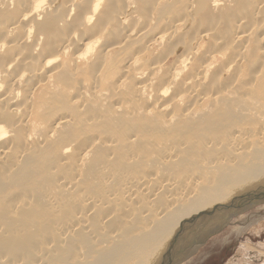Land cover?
<instances>
[{
    "label": "bare ground",
    "instance_id": "bare-ground-1",
    "mask_svg": "<svg viewBox=\"0 0 264 264\" xmlns=\"http://www.w3.org/2000/svg\"><path fill=\"white\" fill-rule=\"evenodd\" d=\"M262 70L264 0H0V264H159L263 185Z\"/></svg>",
    "mask_w": 264,
    "mask_h": 264
},
{
    "label": "rangeland",
    "instance_id": "rangeland-1",
    "mask_svg": "<svg viewBox=\"0 0 264 264\" xmlns=\"http://www.w3.org/2000/svg\"><path fill=\"white\" fill-rule=\"evenodd\" d=\"M151 57L152 56H149L148 61L151 60ZM257 58H258L257 55H254V61L256 60L255 64L259 65ZM248 69L250 70V68H248ZM248 69H247V71H249ZM247 71L244 72V77L245 76L247 77V74H245V73H247ZM262 72L264 73L263 70H262ZM217 76H219V75H217ZM261 76H262V73H261ZM217 78H219V79H217ZM217 78H215V79L219 80V81L222 80L221 77H217ZM260 78H262L261 79V80H263L262 82L259 79L258 80L259 82L256 81L257 83L254 82L256 84H254V83L253 84L258 85V83H259L261 86L258 85L256 87V86L252 85V87L254 86V87H256V89L258 88L257 89L258 92H260L262 90L261 93L264 95V86H263L264 78L263 77H260ZM256 89L254 88V91ZM257 91H256V94H259V93H257ZM262 112H264V106H263ZM224 116H226V115L224 114ZM225 119L227 120V116L225 117ZM249 120L250 119H248L247 121H244L243 122L244 124L242 123V125L245 126L247 124V122H248V124H250L251 120H250V122H249ZM252 121H253V119H252ZM67 131H68V129H67ZM115 160L116 161H114L112 164L117 167L118 165H116V163L119 159L117 160V158H115ZM119 164H120V162H119ZM255 204H256V206H255ZM263 204H264V202H254L251 204H245L246 206L243 205L240 207L239 206L238 207H230L229 210H228V208L216 210L217 214L214 212L216 215H213L214 214L213 213L212 216L210 214V215H208V217H207V215L199 217L201 214L200 213V214H197L199 218L196 217L197 219L193 222H190V223L188 222L189 221L188 219H191L192 217H189L185 221L187 227L185 226L178 233V236L176 237V239L173 243V252L172 253H173V262L174 263H172V264H181L179 259H182V257H183L182 250L184 251V254H185L186 252L188 253L190 251V249H193L195 247H198L197 251H195L192 254L191 258L188 259V261L186 260L182 264H247V262L249 264H257L258 262H261L262 257L264 256V253H263L264 252V205ZM242 208H245V209H242ZM235 209H237L238 211ZM240 209H241V211H239ZM224 210H226V211H224ZM256 211H258V213ZM45 212L47 213L48 210L44 209V213ZM221 218H225V219L222 221ZM251 219L254 220L253 222L256 221L253 224L250 221V223L254 227L247 225L246 227L242 228L240 230V232L238 230H236V228L237 229H238V227L240 228L241 225L248 224L249 220H251ZM208 220H209V222H208ZM213 221L215 222V224ZM187 222L189 224H187ZM205 222H206V224H208L207 226H206ZM218 222H219V224H218ZM182 224L184 225V222L179 223L178 224L179 227L177 226V228L179 229L182 226ZM209 224L212 227L211 229H209L210 228ZM214 225H216V226H214ZM258 225H261V226H258ZM200 226H201V228H200ZM202 226H203V228H202ZM208 226H209V228H208ZM206 228L208 231L206 230ZM186 229H187V231H186ZM195 229H198V230H195ZM212 229H213V231H212ZM175 230H176V227H175ZM175 230H173V234L176 233L177 230L176 231ZM203 230H204V233H206V234L202 233ZM209 231H211V232H209ZM200 232H201V234H200ZM170 234L171 235H169L167 237L168 241L166 240L168 243L174 236L172 233H170ZM192 234H194V237ZM203 235H204V237H203ZM197 236H198V239H197ZM188 237H189V239H188ZM202 237H203V239H202ZM166 241H165V244H166ZM244 243H245V245H244ZM192 244H193V246H192ZM196 244H198V245H196ZM243 246H245L247 249L241 251V249L244 248ZM187 247H190V249L188 250ZM184 249H186L188 251L185 252ZM178 252H179V255H177ZM256 258H257V260H255ZM160 261H162V257H161ZM159 264H160V262H159Z\"/></svg>",
    "mask_w": 264,
    "mask_h": 264
},
{
    "label": "water",
    "instance_id": "water-1",
    "mask_svg": "<svg viewBox=\"0 0 264 264\" xmlns=\"http://www.w3.org/2000/svg\"><path fill=\"white\" fill-rule=\"evenodd\" d=\"M254 202H264V183L262 186H259L257 189L247 192L245 194H243L242 196H240L237 199H233L232 201L226 203V204H217L213 207H211L210 209L204 211L203 213L200 214L199 217L204 216V215H210L212 214L214 211L216 210H221V209H227L230 207H240L243 206L245 204H251ZM198 217V215L193 216L188 222H193L194 220H196ZM188 224V223H187ZM186 225L184 224L183 226H181L176 233L174 234L173 238L169 241L168 243V249L164 252V254L162 255V261H160V264H172L173 262V243L176 239V237L178 236V233L185 227Z\"/></svg>",
    "mask_w": 264,
    "mask_h": 264
}]
</instances>
